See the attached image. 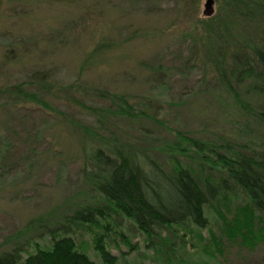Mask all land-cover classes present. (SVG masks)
Listing matches in <instances>:
<instances>
[{"label": "rangeland", "instance_id": "obj_1", "mask_svg": "<svg viewBox=\"0 0 264 264\" xmlns=\"http://www.w3.org/2000/svg\"><path fill=\"white\" fill-rule=\"evenodd\" d=\"M205 3L0 0V252L23 244L27 257L35 244L49 247L50 235L44 233L55 229L56 219L94 197L82 172L81 146L82 126L97 131V120L69 103L68 86L78 83L90 92L77 93L93 100L90 106H108L96 95L110 90L125 95L136 116L147 113L150 119L109 116L98 133L131 150H150L162 165L171 157L164 150L176 141V133L212 145L217 152L227 142L256 149L264 141V127L248 115L257 106V94L243 85H234L231 92L222 88L207 63L208 48L194 32L204 19ZM214 5L218 11L217 0ZM39 77L45 78L42 90ZM25 82V89L39 91L38 101L52 110L17 99L12 89ZM227 196L206 207L207 228L186 224L179 229V237L188 235L185 243L176 240L177 255L163 250L158 239L157 249L150 246L131 222L113 225L109 236L114 243L109 247L116 264H264V240L250 244L241 237L229 238L218 210L233 221L246 197L238 191ZM90 230L76 226L70 235L94 262L104 264ZM120 233L134 250L121 241Z\"/></svg>", "mask_w": 264, "mask_h": 264}, {"label": "trees", "instance_id": "obj_2", "mask_svg": "<svg viewBox=\"0 0 264 264\" xmlns=\"http://www.w3.org/2000/svg\"><path fill=\"white\" fill-rule=\"evenodd\" d=\"M217 3L219 10L210 17L203 15L194 32L204 40L203 47L208 48L207 63L222 88L231 92L235 91L234 85H243L257 94V106L248 115L264 127V0H217ZM42 78L38 79L39 90L45 85ZM27 86L25 82L12 89V93L17 99L38 102L52 110L48 103L38 101L39 91L28 92ZM65 91L71 93L69 103L82 107L84 114L93 115L97 120V131L88 125L82 126L85 136L81 146L82 172L94 197L84 205H77L59 221L56 219L55 229L44 233L50 235L49 247L35 244L34 250L23 257L26 250L19 244L0 252V264H97L85 246L70 235L76 226L93 229L90 232L94 235L91 240L94 250L104 264H116L117 258L109 247L114 240L109 235L113 225L122 227L125 222H131L143 233L150 246L157 249L154 240L158 239L163 250L177 255L176 240L185 243L184 237L188 235L179 237V229L186 224L207 228L206 207L218 203L221 197L228 198L233 191L244 195L246 203L233 221H228L218 210L227 225L229 238L241 237L250 244L255 239L264 240V141L256 149L246 143L227 142L222 147L224 150L217 152L212 145L176 133V141L164 150L171 157L162 165L150 150L138 152L121 145L115 138L111 141L100 138L98 129L103 128L109 116L127 120L137 116L149 118L144 112H137L136 116L125 95L98 91V102L109 104L99 108L87 104L93 100L77 96L82 92L91 96L78 83ZM239 103L247 108L242 101ZM115 218L123 222L116 223ZM95 229L101 233L94 234ZM162 232L169 233L164 236ZM120 236L123 238L124 234ZM212 240L217 242L216 238ZM121 241L134 250L130 240Z\"/></svg>", "mask_w": 264, "mask_h": 264}, {"label": "water", "instance_id": "obj_3", "mask_svg": "<svg viewBox=\"0 0 264 264\" xmlns=\"http://www.w3.org/2000/svg\"><path fill=\"white\" fill-rule=\"evenodd\" d=\"M213 4H215L214 0H206L204 16L210 17L215 13V6Z\"/></svg>", "mask_w": 264, "mask_h": 264}]
</instances>
